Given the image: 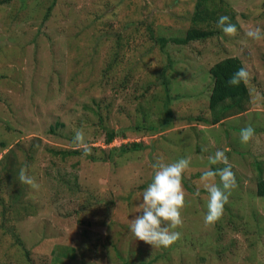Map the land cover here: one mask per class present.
Segmentation results:
<instances>
[{
	"label": "rangeland",
	"instance_id": "obj_1",
	"mask_svg": "<svg viewBox=\"0 0 264 264\" xmlns=\"http://www.w3.org/2000/svg\"><path fill=\"white\" fill-rule=\"evenodd\" d=\"M224 1L238 12L236 34L161 51L159 36H185L194 0H0V160L20 137L40 139L37 169L27 171L47 185H28L5 217L0 201V264H264V197L257 195L264 177V39L246 35L255 28L264 32V0ZM151 12L160 17L152 27ZM100 23L106 35L97 34ZM128 37L143 38L129 67L114 55L122 49L119 39ZM227 57H238L250 74L249 103L241 114L209 106V71ZM145 117L148 129L139 132ZM247 126L256 135L243 144L240 131ZM77 130L92 152L111 148V160L93 163L84 156L50 163L47 145L81 148L73 142ZM111 131L124 137L107 146ZM133 143L146 148L121 150ZM217 150L227 155L238 187L222 218L206 225L208 193L201 176L225 167L209 162ZM181 158L190 160L184 223L174 229L181 238L153 249L129 225L142 214L153 164ZM38 164L51 167L50 175ZM8 183L2 181L0 193L11 204L16 189ZM89 191L103 202L92 200L98 205L81 211L78 204L87 202ZM65 247L75 251L65 257Z\"/></svg>",
	"mask_w": 264,
	"mask_h": 264
},
{
	"label": "trees",
	"instance_id": "obj_2",
	"mask_svg": "<svg viewBox=\"0 0 264 264\" xmlns=\"http://www.w3.org/2000/svg\"><path fill=\"white\" fill-rule=\"evenodd\" d=\"M114 14L116 15V13ZM150 15H153V13L151 12ZM158 16L159 14L153 15V20H151L150 22L151 27L154 26L155 23L159 21L160 17L158 18ZM221 16H228L230 18V22L236 25L237 31L240 30L241 24L238 20V12H236L226 1L224 0H194V10L190 17L191 24H190L189 29L186 31L185 36L178 37V36L173 35L170 38H167V36L163 35L161 37L159 36V38L156 39V42L158 43L161 51H165L166 48L170 44H175V45L184 47L190 44L191 42L208 40L210 38L215 37L218 34L223 33V31L217 26V21L219 20ZM102 24L103 23H100L99 28L97 29L98 35L107 34V31L106 29H103ZM182 30H185V29L182 28ZM101 38L102 36L97 37V45L100 47H101ZM141 38L139 37L132 38L131 39L132 41H130V37H128V39H126L124 43L122 39H119L122 43V44H119V46L122 47V49L120 52L118 51L116 52V54H114L116 57V61L123 65H127V67L131 66V64H129L128 62L130 61L133 51L138 50L141 46V43H143V38L142 39ZM111 41L113 40H110L108 42V45L112 44ZM76 51H79V50H76ZM241 67L245 68L244 64L238 57H227L217 62L210 69L209 73H210V76L212 77V89H211L210 103H209L210 109L216 110L219 107H223V109H225L226 111H230L232 109L238 108L237 113H234V114H241L242 112L246 111V105L249 103V96H250L248 85L247 84L245 85L243 82H241L239 86H231L228 84V80L232 76V74L235 73ZM167 84L168 82H164V85H167ZM219 119L220 118L215 120L213 125L218 124L221 121ZM202 120H203L202 116H199L197 118V121L199 122ZM147 121L148 119L147 117H145V121L144 120L141 121V126L137 128V131L141 132V131L147 130L148 129ZM52 131L54 130L52 129ZM120 137H124V134L122 131L108 132L105 143L107 144V146H110L113 144V142L116 139ZM41 146L42 144H41L40 139H34V138L28 139L27 137H20L18 141L16 142V148L14 149L12 147L1 158L0 160V190L2 187L1 183L4 180L9 181V183L7 184V187L16 189V192L12 195L11 204H7L6 202H4V200L1 198V193H0L1 205H3L4 207L3 208L4 217L7 212V209H11L12 206L14 204L16 205L17 202L20 203L21 198L24 196V193L27 192L26 187L28 185L22 184L19 181V178H18L19 172L21 168H26L27 170L37 169V168H34V164L36 163L35 155L38 151V148H40ZM144 148H146L144 144L133 143L129 145L128 144L124 145L121 150L123 152H128V151L140 150ZM92 150L93 149H91L90 155L85 156L86 159L90 162L107 163L112 158L111 148L110 149L102 148V147L94 148V152H92ZM44 152L47 153L46 156L50 157V163H53L54 165H57L56 161L64 163L75 157H84L82 148L64 149V148H53L47 145L44 148ZM18 153H23V157L25 159L24 162H21V160L19 159ZM43 161L44 160H42V162ZM40 164H38L39 165L38 168L40 169V171H44L48 175H50L48 171L51 169V167H45L47 169H44L41 167L43 165H40ZM38 184L40 185V187L47 186L45 183L38 182ZM257 195L259 197H264V177H262L257 184ZM100 196L102 195H96L92 191L86 192L87 202L84 204L79 203L78 204L79 209L81 211L91 212L94 209L93 205H98L96 203H93V201H97V203L99 204L103 202ZM72 201L73 200L69 198V203H71ZM75 201L78 203L79 200L75 199ZM81 223H83V221ZM3 227L5 228V226ZM12 235H14V238L16 239V241H18V244L22 245V241L17 236L16 230H14ZM64 249L65 250L63 252V255L65 257L68 256L70 253L72 255L73 251H75L74 249H71L69 247H65Z\"/></svg>",
	"mask_w": 264,
	"mask_h": 264
},
{
	"label": "clouds",
	"instance_id": "obj_3",
	"mask_svg": "<svg viewBox=\"0 0 264 264\" xmlns=\"http://www.w3.org/2000/svg\"><path fill=\"white\" fill-rule=\"evenodd\" d=\"M217 26L229 36L236 34V25L230 22L228 16H221ZM246 35L253 40L264 39V32L260 28L250 29ZM250 74L246 68L241 67L228 80L231 86H239L241 82L248 83ZM255 129L247 126L240 131L241 143L247 144L255 137ZM73 142L82 148L83 155L91 154V149L85 142L82 130L74 133ZM210 164L223 163L225 167L216 171H206L202 174L203 187L208 193L207 214L204 218L206 225L218 222L229 202L232 191L238 187L235 173L229 164L228 157L223 150H217L209 157ZM190 166V160L181 158L178 161L165 164L157 161L153 164L156 169L153 181L143 191V202L140 205L142 214L131 220L130 231L137 240L143 241L154 248L170 247L180 240L181 233L174 229L183 226L182 211L187 206L185 189L183 186L184 173ZM219 177L220 184L215 183V177ZM19 181L38 190L40 185L28 175L26 168H21ZM199 194V193H197Z\"/></svg>",
	"mask_w": 264,
	"mask_h": 264
}]
</instances>
